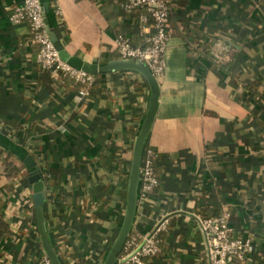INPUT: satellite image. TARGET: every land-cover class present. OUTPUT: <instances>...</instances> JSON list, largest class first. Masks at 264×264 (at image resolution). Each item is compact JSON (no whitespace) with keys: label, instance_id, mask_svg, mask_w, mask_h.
I'll return each mask as SVG.
<instances>
[{"label":"crops","instance_id":"obj_1","mask_svg":"<svg viewBox=\"0 0 264 264\" xmlns=\"http://www.w3.org/2000/svg\"><path fill=\"white\" fill-rule=\"evenodd\" d=\"M123 1L58 0L60 14L51 0L43 3H49L50 30L67 52L102 65L121 59L115 43L121 31L135 45L144 43L139 25L126 26ZM173 1L166 69L158 78L159 107L148 137L162 155L160 184L148 198L139 197L131 231L139 238L167 216L160 251L146 264H211L197 207V197L207 192L230 209L235 234L253 241L246 264H264V101L243 86L233 87L207 56L226 48L241 78L259 81L264 94V0ZM21 2L0 0V147L12 150L21 169L19 178L0 175L6 225L0 264H38L46 255L28 181L29 155L45 177V220L58 255L69 264L86 258L102 264L99 257L107 254L123 221L150 87L131 70L99 73L80 101L69 80L55 78L45 87L29 23L10 20ZM196 38L203 52L190 44ZM28 215L36 229L24 223Z\"/></svg>","mask_w":264,"mask_h":264},{"label":"built area","instance_id":"obj_2","mask_svg":"<svg viewBox=\"0 0 264 264\" xmlns=\"http://www.w3.org/2000/svg\"><path fill=\"white\" fill-rule=\"evenodd\" d=\"M173 0H124L121 3L123 12L127 15L137 8L146 9L139 15V24L144 35V44L133 45L130 36L119 33L115 38L116 50L121 59L140 60L159 78L165 73V51L172 36L169 28L170 11ZM57 14L61 10L58 0H51ZM10 20L14 24L28 22L31 28L32 41L39 45L37 59L42 69L48 70L55 78L70 80L81 85L77 89L76 98L80 101L88 93V86L95 81V74L77 69L64 61L55 44L50 38V28L46 21L43 0H22L10 13ZM222 48H217L214 55L217 59L228 60V56L221 55ZM155 149L145 147L143 152L139 197L144 200L152 195L159 186L154 157ZM30 202V198L26 197ZM231 213L225 209L220 216L201 217L198 223L204 233L208 245L211 264H233L234 255L243 259L253 250V241L249 237L235 234L230 223ZM24 223L30 229L35 228L32 219L25 217ZM170 219L167 216L158 217L147 234L127 239L116 264H146L145 259L158 255L161 245V235L167 231ZM38 264H52L47 255L39 258Z\"/></svg>","mask_w":264,"mask_h":264},{"label":"water","instance_id":"obj_3","mask_svg":"<svg viewBox=\"0 0 264 264\" xmlns=\"http://www.w3.org/2000/svg\"><path fill=\"white\" fill-rule=\"evenodd\" d=\"M48 5L49 3H44L45 13L48 11ZM50 38L55 44L60 57L77 69H81L92 74L117 70L137 71L147 80L150 87L148 109L142 121L133 149L123 221L113 245L110 247L102 262V264H116L129 237V234L131 233L137 211V205L139 201L140 170L143 152L159 107V80L140 60L119 59L109 63L102 62V65L99 63H88L81 57L68 53L64 47V44L54 30H50ZM25 163L26 167L29 169L28 181L32 186V198L36 207L37 225L43 248L46 252V255L50 258L52 264H64L56 251L57 240L55 234L49 228V225L45 220L44 202L46 199L45 194L47 187L44 174L32 156L29 155L25 159Z\"/></svg>","mask_w":264,"mask_h":264},{"label":"trees","instance_id":"obj_4","mask_svg":"<svg viewBox=\"0 0 264 264\" xmlns=\"http://www.w3.org/2000/svg\"><path fill=\"white\" fill-rule=\"evenodd\" d=\"M174 3V2H173ZM174 5V4H173ZM173 5L171 8L170 13L172 14V9H173ZM146 11V9L143 8H137L135 10H133L130 14H127V23H129V25H126L127 27H132V26H137L139 24V15ZM171 14H170V18H171ZM169 25H170V20H169ZM170 30L171 27L169 26ZM126 29V27H125ZM172 31V30H171ZM120 33H125L127 35L128 32H126L125 30L121 31ZM130 36V35H129ZM131 42H132V38L130 36ZM191 45L193 48H195V50H198L200 52H203V49L201 48L203 46V48L205 47L204 44H202L200 42L199 39H193L190 41ZM133 45H135L132 42ZM144 44V43H143ZM142 45V44H141ZM206 48V47H205ZM226 48H224V50L221 52V55H223V57L225 56V51ZM207 56L212 59L213 61H215L217 63V65H219V67L226 73L227 77H228V82L233 86V87H238V86H243L246 90L251 91L252 94H255L259 97H261L264 101V94L263 92L259 89V85L260 82H252L249 80H244L241 78L240 72L236 69L233 68L232 66V59H228L225 60L223 59H217L214 55V52L210 51L207 52ZM125 71H129V70H125ZM100 74H95V81L88 86V90H92V88H94L95 83L98 81ZM39 78L41 81V83H43V85L45 87H50L52 84L55 83V77L52 75V73L48 70H44L42 69L39 75ZM70 81V80H69ZM73 85L77 86V88H81V85L78 83H75L73 81H70ZM264 109V106H263ZM146 148L150 147L148 141L146 143ZM155 149V148H154ZM155 151L157 152V155L154 157V163H155V169L157 172V175L159 177L158 174V162L159 160L162 158V155L160 153H158V151L155 149ZM0 175L4 174V176H6L9 179H15V178H19L20 174H21V169L18 166V159L15 156V154L12 152V150L7 149V148H2L0 147ZM58 178V177H57ZM160 180V178H159ZM157 189V188H156ZM155 189V190H156ZM155 192V191H154ZM221 203L218 199H211L210 196L207 195V192H204L203 194H201L200 196L197 197V207L199 208V212L201 213V217H216V216H220L223 211L225 209H223L221 207ZM227 210L230 211L229 208H227ZM3 210L1 207V203H0V227L3 229L0 230V233H4L5 234V228L6 225L5 223H3L1 220H3ZM231 213V212H230ZM0 228V229H1ZM163 234V233H162ZM133 237H137V235L134 234V232L131 231V233L129 234L128 239H132ZM139 239V238H138ZM161 239H162V235H161ZM45 254H42L41 256H43ZM106 256L105 252L102 253L100 255V259H104ZM248 256H246L243 259L238 258L236 255H234L233 259H232V263L233 264H246V260H247ZM64 264H69L67 263V261L64 258H61ZM103 262V261H102ZM71 264V263H70ZM73 264H94L93 263V259L92 258H86V259H80L79 262H75ZM101 264V263H100Z\"/></svg>","mask_w":264,"mask_h":264}]
</instances>
